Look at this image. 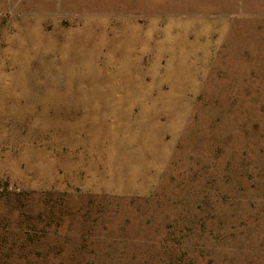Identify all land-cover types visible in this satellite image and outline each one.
<instances>
[{
  "label": "rangeland",
  "instance_id": "1",
  "mask_svg": "<svg viewBox=\"0 0 264 264\" xmlns=\"http://www.w3.org/2000/svg\"><path fill=\"white\" fill-rule=\"evenodd\" d=\"M0 264H264V0H0Z\"/></svg>",
  "mask_w": 264,
  "mask_h": 264
}]
</instances>
